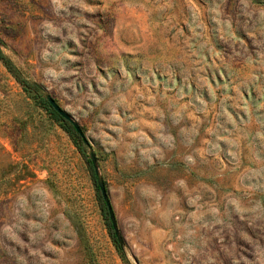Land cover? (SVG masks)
Returning a JSON list of instances; mask_svg holds the SVG:
<instances>
[{
	"label": "rangeland",
	"instance_id": "obj_1",
	"mask_svg": "<svg viewBox=\"0 0 264 264\" xmlns=\"http://www.w3.org/2000/svg\"><path fill=\"white\" fill-rule=\"evenodd\" d=\"M0 40L42 91L0 60V264H264V0H0Z\"/></svg>",
	"mask_w": 264,
	"mask_h": 264
},
{
	"label": "trees",
	"instance_id": "obj_2",
	"mask_svg": "<svg viewBox=\"0 0 264 264\" xmlns=\"http://www.w3.org/2000/svg\"><path fill=\"white\" fill-rule=\"evenodd\" d=\"M1 40H0V60L3 62V64L5 65V67L20 81V82H25L26 84L29 85L30 88H32L36 93L38 94H42V91L41 89L35 85V84H32L31 82H26L23 78H22V70L11 60L10 57H8L4 51L2 50L1 48ZM44 103H46V105L48 106V108L50 109V111L52 112V114H54L58 119L62 120L65 125L67 126L68 130L71 131L78 139L79 143V149L81 150L80 152L82 153L83 157L85 158V161L86 163L88 164L89 166V170L91 171V174H93L94 178H95V173H94V169L92 167V164H91V161L90 159L86 156V153H85V143L83 142L81 136L77 133V131L75 130V128L73 127V125L65 120L64 118H62V116L51 106V104L48 102L47 99H44ZM96 188H97V191H98V200L100 202V206H101V209H102V212H103V215H104V218L106 220V223L108 225V228L109 230L111 231L112 230V225H111V222L109 220V216H108V211H107V208H106V205L103 201V198L100 194V191H99V188L96 184ZM113 232V231H112ZM112 237L113 239L117 242V239L114 235V233H112ZM118 248L122 251V256L123 258L126 260V255L124 254V251H123V248L118 245Z\"/></svg>",
	"mask_w": 264,
	"mask_h": 264
},
{
	"label": "water",
	"instance_id": "obj_3",
	"mask_svg": "<svg viewBox=\"0 0 264 264\" xmlns=\"http://www.w3.org/2000/svg\"><path fill=\"white\" fill-rule=\"evenodd\" d=\"M46 99L48 102L51 104V106L64 118L65 120L69 121L77 133L81 136L83 142L87 145L90 146V143L88 139L86 138L81 126L57 103V101L49 94H46ZM89 159L91 161L92 167L94 169V173L96 176V182L97 186L99 188L100 194L103 198V201L106 205L107 211H108V216L111 221L112 229L114 231L115 237L118 241V243L123 246V238L121 236V233L118 228V224L116 221L115 213L113 210V207L111 205V201L107 192V188L105 185V182L100 174L99 167H98V162H97V157L95 153L93 152L92 149H90V154H89Z\"/></svg>",
	"mask_w": 264,
	"mask_h": 264
}]
</instances>
